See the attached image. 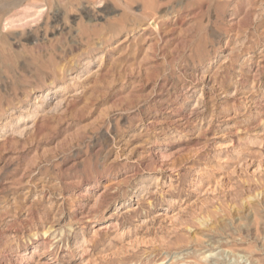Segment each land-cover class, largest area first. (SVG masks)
Wrapping results in <instances>:
<instances>
[{
    "label": "rangeland",
    "instance_id": "1",
    "mask_svg": "<svg viewBox=\"0 0 264 264\" xmlns=\"http://www.w3.org/2000/svg\"><path fill=\"white\" fill-rule=\"evenodd\" d=\"M0 264H264V0H0Z\"/></svg>",
    "mask_w": 264,
    "mask_h": 264
},
{
    "label": "bare ground",
    "instance_id": "2",
    "mask_svg": "<svg viewBox=\"0 0 264 264\" xmlns=\"http://www.w3.org/2000/svg\"><path fill=\"white\" fill-rule=\"evenodd\" d=\"M12 23H13V22H12ZM159 215H165V214H163V212H162V213L160 212V214H159Z\"/></svg>",
    "mask_w": 264,
    "mask_h": 264
}]
</instances>
